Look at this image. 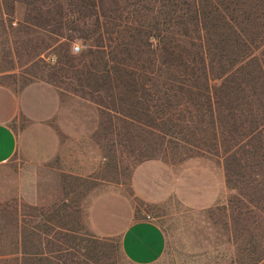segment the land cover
I'll return each mask as SVG.
<instances>
[{
	"label": "trees",
	"instance_id": "trees-1",
	"mask_svg": "<svg viewBox=\"0 0 264 264\" xmlns=\"http://www.w3.org/2000/svg\"><path fill=\"white\" fill-rule=\"evenodd\" d=\"M0 37L23 52L19 65L54 47L55 63L44 65L48 83L61 97L70 91L97 105L103 130L116 138L109 147L128 144L133 153L141 145L137 165L161 159L168 145L177 152L233 141L232 152L224 149L226 182L240 184L234 172L247 154L243 144L260 148L253 140L264 135V0H0ZM78 39L89 48L76 56L70 48ZM262 165L264 158L249 166L252 181L264 175ZM246 207L232 219L231 264H263L260 220ZM25 209L0 205V264H78L65 260L77 253L81 264L97 263L111 241ZM50 224L69 233L60 245L45 238Z\"/></svg>",
	"mask_w": 264,
	"mask_h": 264
},
{
	"label": "rangeland",
	"instance_id": "rangeland-1",
	"mask_svg": "<svg viewBox=\"0 0 264 264\" xmlns=\"http://www.w3.org/2000/svg\"><path fill=\"white\" fill-rule=\"evenodd\" d=\"M21 16L22 9L17 11L15 18L20 19ZM12 48L10 42H5L0 37V86H7L17 92L31 85L51 88L57 100V110L51 120L53 129L57 132L67 130L91 132V144L95 145L98 155L103 158L101 165L103 168L101 167L98 178H102L105 183L120 185V189L128 194L130 175L137 166L133 155H138L141 145L134 146L133 153L130 152L131 145L128 144L125 148L109 147L108 143L116 138L111 134L107 135L103 130L106 117L101 116L97 105L78 95H73L70 91L61 97L59 90L48 83L44 65L55 63V57L51 55L54 53V47L27 65H19L20 58H25L22 55L23 52L21 54ZM12 60H14L13 65ZM12 66H14L13 69H11ZM34 95L36 99L41 100L37 94ZM39 104L44 105L41 102ZM24 125L23 121L22 125L20 123L18 126L23 127ZM146 137L149 136L144 133L143 139L146 140ZM241 140L246 143V139ZM256 142L260 146L256 151L255 148L243 144V149L247 151V154L243 156L244 163H242L246 167L241 164L240 172H234V180H240L242 183L234 182L232 185L226 182L224 149L232 152L233 141L230 143L222 141L220 147H218L220 144L218 142L217 147L207 145L205 150L192 148L178 149L177 152L168 145V149L163 148L159 152L162 161L175 170L178 180L183 181V187L179 198L171 197L159 205L143 207L146 215L165 236V251L162 257L153 264H231L235 234L232 219L243 206H247L243 212L252 213L250 217L260 220L259 230L264 234V175L256 181L248 177L252 175L249 166L256 164L260 167L264 158V135H261L259 140H253V144ZM253 153L255 154L252 156ZM21 166V160H17L16 157L11 162L0 166V205L17 208L21 215L29 214V211L25 209L26 206H33L38 209L37 212H33V215L55 219L58 225L64 224L65 228L74 230L79 235L85 230L89 235L101 239L92 234L89 229L88 202L87 196L84 195L88 187L83 182L64 179L45 170L41 174L42 180L39 181L37 197L33 201L31 196L19 187ZM261 167L264 168V165ZM28 189L27 193H31L32 188ZM22 191L29 200L21 195ZM69 192H71L70 195ZM231 198H233L232 202H227ZM65 199L68 200L66 203L68 207L62 210L61 216L52 217V212L56 211L55 209ZM191 199L195 200V203L189 206L186 202L188 203ZM208 199L209 204L204 206V201ZM196 200L200 202L197 203ZM59 211L61 212V209ZM233 211L234 214H232ZM138 217L136 216L134 220L140 219ZM27 219L29 218H24L25 221ZM34 222L40 223L39 218L34 219ZM241 222L239 220L240 230L242 229ZM51 224L54 223L51 222ZM51 224L49 226L52 231L45 238L52 241L53 245H60L61 241L57 240L65 239L64 235L69 233L56 229L57 227L52 228ZM109 239L111 241L106 242L104 248L101 247L102 252L97 256V263L88 262V264H130L124 259L120 250L119 239ZM65 260L67 262L73 260L81 264L84 258L77 253L74 258L66 257ZM262 262L264 264V260Z\"/></svg>",
	"mask_w": 264,
	"mask_h": 264
},
{
	"label": "crops",
	"instance_id": "crops-1",
	"mask_svg": "<svg viewBox=\"0 0 264 264\" xmlns=\"http://www.w3.org/2000/svg\"><path fill=\"white\" fill-rule=\"evenodd\" d=\"M56 101L55 92L47 86L31 85L18 92L0 86V166L15 157L21 160L19 187L33 201L45 170L64 179L80 180L88 187L84 195L91 233L101 238H118L123 256L132 264L157 262L165 251V236L143 207L177 198L181 195L183 181L178 180L175 170L166 163L149 160L133 169L128 194L118 184L105 183L98 178L103 158L91 144L92 133L57 132L51 126ZM23 121L25 125L19 127ZM30 187L31 193H27ZM23 191L21 195L25 197ZM208 201H204V206ZM193 202L195 200L191 199L186 204L192 206ZM136 216L140 219L134 220Z\"/></svg>",
	"mask_w": 264,
	"mask_h": 264
},
{
	"label": "clouds",
	"instance_id": "clouds-1",
	"mask_svg": "<svg viewBox=\"0 0 264 264\" xmlns=\"http://www.w3.org/2000/svg\"><path fill=\"white\" fill-rule=\"evenodd\" d=\"M89 48V45L82 40H76L72 43L70 52L73 55L79 56L81 53L86 52Z\"/></svg>",
	"mask_w": 264,
	"mask_h": 264
}]
</instances>
